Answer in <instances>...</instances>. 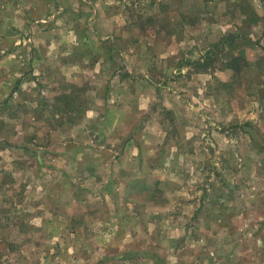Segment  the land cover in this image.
<instances>
[{"label":"rangeland","instance_id":"obj_1","mask_svg":"<svg viewBox=\"0 0 264 264\" xmlns=\"http://www.w3.org/2000/svg\"><path fill=\"white\" fill-rule=\"evenodd\" d=\"M0 264H264V0H0Z\"/></svg>","mask_w":264,"mask_h":264},{"label":"crops","instance_id":"obj_2","mask_svg":"<svg viewBox=\"0 0 264 264\" xmlns=\"http://www.w3.org/2000/svg\"><path fill=\"white\" fill-rule=\"evenodd\" d=\"M225 47H227V46H225ZM248 66V65H247ZM250 66V65H249ZM224 71V73H227V74H229V72L231 73V71H229L228 69H221V71ZM214 73V75H219L218 74V72H213ZM226 75V74H225ZM211 77H212V75H211ZM219 77V76H218ZM175 113H176V115H177V111H175ZM155 127V126H154ZM224 127V126H223ZM155 129L156 130H158L160 133L162 132L161 131V129L159 128V127H155ZM223 131L225 132V129L223 128ZM152 132H154V130H152ZM165 136V133H163L162 134V136H161V138H155V135H153V133H150V134H145L143 137H142V139L144 138V137H147V138H145V141H147V142H149V143H154L155 142V146L158 144V143H160L161 142V140H163V137ZM134 145H135V147H134ZM139 146H141V142L139 143H133V141H132V139H130V141H128V144L125 146L126 147V149H124V153H129V151H130V149L131 148H135V149H138L139 148ZM142 147H143V145H142ZM139 150H140V148H139ZM139 150H137L136 152L134 151L133 153H132V155H131V158H128V159H126V160H123V158H124V156L123 155H121L116 161V163H122L123 161H126L127 163H128V160H134V161H137V162H139V160H140V158L139 157H135V156H143V153H139ZM122 151V150H121ZM109 153H111V150L110 149H106V148H100V149H94V147L92 148V147H90L89 149H88V152H84V155L85 156H87L88 157V159L90 160V161H92L93 162V159L95 160V162L96 163H98V162H100L101 160H103V157H104V155H109ZM83 155V156H84ZM116 158V157H115ZM117 167H119V172L122 170V168H124V167H120V166H117ZM134 168V167H133ZM125 169V168H124ZM114 170L115 171H117V172H115V174H117L118 173V168H114ZM133 169L131 170V172L133 173ZM131 173V174H132ZM137 173H139L140 175H141V171H138ZM120 176V175H119ZM124 177L126 178L127 177V175H124ZM122 178V177H121ZM198 204H196V206H197ZM197 209V208H196ZM189 230V229H188ZM208 254V253H207ZM212 254V253H211ZM208 256H209V254H208Z\"/></svg>","mask_w":264,"mask_h":264},{"label":"trees","instance_id":"obj_3","mask_svg":"<svg viewBox=\"0 0 264 264\" xmlns=\"http://www.w3.org/2000/svg\"><path fill=\"white\" fill-rule=\"evenodd\" d=\"M242 35L235 34L234 32H229L225 36L222 37L221 40H219L218 44L222 45L227 43L225 46L229 47L231 50L236 48V41L239 37ZM224 47V45H223ZM209 54L203 56L201 59H198L194 62L195 66L199 69V71H206L208 69V57ZM204 60V61H203ZM207 61V62H206ZM248 65V63L245 60L244 52L243 50H239V53L236 55H233L229 60H225L223 62L222 68L220 69H228L231 70L233 73H240L243 68H245Z\"/></svg>","mask_w":264,"mask_h":264}]
</instances>
